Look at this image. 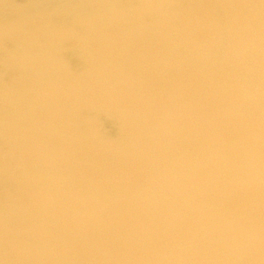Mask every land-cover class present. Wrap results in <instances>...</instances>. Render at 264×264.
<instances>
[{
  "label": "water",
  "instance_id": "obj_1",
  "mask_svg": "<svg viewBox=\"0 0 264 264\" xmlns=\"http://www.w3.org/2000/svg\"><path fill=\"white\" fill-rule=\"evenodd\" d=\"M0 264H264V0H0Z\"/></svg>",
  "mask_w": 264,
  "mask_h": 264
}]
</instances>
